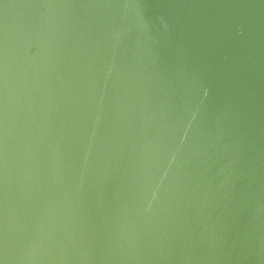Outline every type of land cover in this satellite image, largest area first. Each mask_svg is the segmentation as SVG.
Returning <instances> with one entry per match:
<instances>
[{
    "label": "water",
    "instance_id": "1",
    "mask_svg": "<svg viewBox=\"0 0 264 264\" xmlns=\"http://www.w3.org/2000/svg\"><path fill=\"white\" fill-rule=\"evenodd\" d=\"M0 264H264V0H0Z\"/></svg>",
    "mask_w": 264,
    "mask_h": 264
}]
</instances>
